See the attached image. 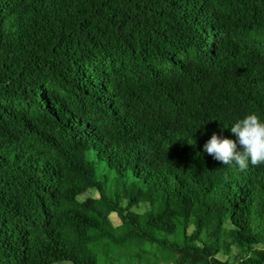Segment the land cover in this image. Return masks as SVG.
<instances>
[{
    "label": "trees",
    "instance_id": "trees-1",
    "mask_svg": "<svg viewBox=\"0 0 264 264\" xmlns=\"http://www.w3.org/2000/svg\"><path fill=\"white\" fill-rule=\"evenodd\" d=\"M249 111L264 0H0V264H264Z\"/></svg>",
    "mask_w": 264,
    "mask_h": 264
},
{
    "label": "clouds",
    "instance_id": "clouds-1",
    "mask_svg": "<svg viewBox=\"0 0 264 264\" xmlns=\"http://www.w3.org/2000/svg\"><path fill=\"white\" fill-rule=\"evenodd\" d=\"M227 127L235 139L213 131L203 145L204 150L223 165L235 164L241 170L250 164H264V115L249 111Z\"/></svg>",
    "mask_w": 264,
    "mask_h": 264
},
{
    "label": "rangeland",
    "instance_id": "rangeland-1",
    "mask_svg": "<svg viewBox=\"0 0 264 264\" xmlns=\"http://www.w3.org/2000/svg\"><path fill=\"white\" fill-rule=\"evenodd\" d=\"M211 219V216H208L206 221L208 222ZM167 252L165 251H161V250H157L156 253L152 256V257H143L142 259V263L141 264H147L148 262L150 264H164V258L166 257ZM98 259L99 264H114L112 263V261L107 260V257H105L104 255H98ZM56 264H70L69 262H63V263H56Z\"/></svg>",
    "mask_w": 264,
    "mask_h": 264
}]
</instances>
